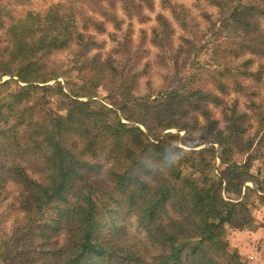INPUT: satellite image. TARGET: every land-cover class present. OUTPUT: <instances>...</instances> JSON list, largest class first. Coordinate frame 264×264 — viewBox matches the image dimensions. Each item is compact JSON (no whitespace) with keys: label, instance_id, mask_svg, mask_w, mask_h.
<instances>
[{"label":"trees","instance_id":"obj_1","mask_svg":"<svg viewBox=\"0 0 264 264\" xmlns=\"http://www.w3.org/2000/svg\"><path fill=\"white\" fill-rule=\"evenodd\" d=\"M206 1L221 15L212 43L213 67L184 81L181 89L187 86V91L161 93L146 104L131 99L132 83L109 61L96 65L92 58L79 68L81 85L67 91L57 81L62 73L46 60L72 42L82 43L85 32L104 33L107 23L120 29L116 2L128 20L141 23L147 20L143 10L153 9L152 0H89L100 19L83 10L76 18L58 4L42 13L7 12L10 21L2 27L0 13L5 40L0 81L9 78L0 82V185L20 186L25 236L38 233L41 264H246L225 233L248 216L250 196L264 205V179L249 171L252 145L264 148V117L242 146L233 136L206 141L209 133H204L203 141L183 150L171 147V134H163L196 113L214 125L209 105L220 106L229 92L242 90L245 79L260 80L261 68H251V56L264 57V0ZM155 20L151 43L168 48L174 31L161 15ZM199 80L211 88L191 89ZM105 81L121 103L91 105L89 99ZM210 143L218 150H194ZM234 153H242L244 160L236 162ZM175 154L179 159L172 164ZM130 225L135 235L128 233ZM59 227L68 235L62 246L51 241ZM0 264L17 263L0 256Z\"/></svg>","mask_w":264,"mask_h":264},{"label":"rangeland","instance_id":"obj_2","mask_svg":"<svg viewBox=\"0 0 264 264\" xmlns=\"http://www.w3.org/2000/svg\"><path fill=\"white\" fill-rule=\"evenodd\" d=\"M152 1L153 9L143 10L147 20L141 23L136 21L135 17L128 20L121 6L116 2L114 7L116 15L123 20L120 29L115 30L111 23H107L104 33L97 34L90 30L84 33L82 43L72 42L66 49L52 53L46 61L50 69H58L57 71L62 73L57 81L62 85L66 84L67 91L75 85H81L84 81V74L80 73L79 68L87 65L95 57L96 65L109 61L113 68L123 72V76L132 83L130 86L131 99H136L141 103L146 104L154 98L157 99L156 97H160L161 93L176 90L180 93L187 91L189 89L187 86L181 89L184 81L194 77L199 78L200 75L205 74L206 69L213 67L211 66L214 60L211 53L212 43L216 38L218 20L221 18L220 12L206 0H170L169 4L164 7L160 6L159 0ZM58 4L69 7L68 13H72L76 18L78 12L83 10L86 15L100 19L95 8L89 6V0H0V13L4 15L2 27L10 21L9 15L5 14L7 12L15 16L24 15L27 11L42 13ZM156 15L164 17L174 31L168 48L164 43L159 44V47L151 43V30L157 26ZM2 27H0V49L5 43ZM260 30L264 33L262 22ZM177 53L179 56L176 59L173 58ZM251 57L253 59L251 68H261L260 80L245 79L241 81L242 90L229 92L223 97L220 106L209 105V112L216 121L214 125L208 124L207 119L199 113L191 114L183 120H177L178 129L166 130L163 133L171 134V137L167 139L171 147L176 145L183 150H189L186 146L193 142L203 141L204 133H209L205 138L206 141H212L215 137L233 136L234 143L238 146H242L246 140L254 136L262 126L261 118L264 117V57L257 55ZM8 79V77H2L0 82ZM105 83L106 81L96 88V97L89 99L91 105L111 107L110 104L113 102L121 103L116 95L108 91L110 86ZM210 85L211 83H207V80H199L191 89L203 87L209 90ZM52 108L55 109L54 106ZM204 126L206 127L204 130H199ZM181 127H187L189 131L192 129L193 131L189 135L180 130ZM209 146L218 150V146L211 143L203 144L194 150ZM231 147L233 148L232 145ZM249 154L252 157L250 173L255 176L257 174L264 179V148L254 143ZM233 155L234 160L239 163L245 158L242 153ZM215 167L217 168L215 175H217L221 170L217 159ZM184 174L189 176V169L184 168ZM192 178L199 177L193 175ZM244 185L256 187L250 183ZM20 189V186L11 181L0 185V256L5 257L7 263L41 264L37 246L40 241L38 233L35 231L31 236H25L27 229L23 227L25 218ZM222 195L225 199L230 197L225 193ZM231 198L234 199L236 196L233 195ZM128 223L131 224L132 220L128 219ZM58 229L51 241L54 245L62 246L66 243L68 235L66 228L59 227ZM252 230L260 235L254 242L247 239L245 246H242V242H236L245 250L250 251L242 256L238 255L246 264H259L255 253L258 252L256 250L258 248L264 259V205L258 201L256 196L249 197L248 216L226 227L225 239L228 242V237L232 238L234 235L239 237L248 231L251 233ZM127 231L135 235L136 228L130 225V227L127 226ZM260 264L263 263L260 262Z\"/></svg>","mask_w":264,"mask_h":264},{"label":"crops","instance_id":"obj_3","mask_svg":"<svg viewBox=\"0 0 264 264\" xmlns=\"http://www.w3.org/2000/svg\"><path fill=\"white\" fill-rule=\"evenodd\" d=\"M260 231V230H259ZM250 232L248 231V232H246V234L245 235H242V236H239V237H235L236 235H234V237H232V238H229L228 237V244H229V246L232 248V249H236V252L238 253V254H240L241 256L243 255V254H245V252L247 253V252H250V251H247V250H245V248H243L242 246H245V242H247L248 240L247 239H249V240H251V242H254V240H256L257 238H258V236L260 235V233H258V232H255L254 230H252L251 231V233H250V235H248ZM244 236H246V237H244ZM236 242H242V246H240L238 243H236ZM256 243V242H255ZM234 249V250H235ZM256 250H258V252L257 253H255V255H256V261L260 264V262H262L263 264H264V259H263V257H262V255H260L261 253L259 252V249L258 248H256Z\"/></svg>","mask_w":264,"mask_h":264},{"label":"clouds","instance_id":"obj_4","mask_svg":"<svg viewBox=\"0 0 264 264\" xmlns=\"http://www.w3.org/2000/svg\"><path fill=\"white\" fill-rule=\"evenodd\" d=\"M179 159V155L178 154H175L171 160H172V164H174L177 160Z\"/></svg>","mask_w":264,"mask_h":264}]
</instances>
